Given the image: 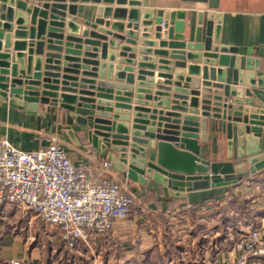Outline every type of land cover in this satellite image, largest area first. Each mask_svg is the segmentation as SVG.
<instances>
[{
    "label": "water",
    "instance_id": "1",
    "mask_svg": "<svg viewBox=\"0 0 264 264\" xmlns=\"http://www.w3.org/2000/svg\"><path fill=\"white\" fill-rule=\"evenodd\" d=\"M80 2L98 4L93 19L77 20ZM126 3L141 4L0 0V95L33 111L41 104L68 110L118 171L144 184L168 185L174 196L263 170L264 75L258 61L250 58L241 69L237 57L231 82L225 66L228 53L238 51L214 44L213 18L204 38L187 41L174 32V13L163 19L146 12L138 36L140 11L119 6ZM125 18L129 32L116 21ZM210 119L225 123L239 162L203 154ZM221 176L229 180L211 181Z\"/></svg>",
    "mask_w": 264,
    "mask_h": 264
},
{
    "label": "crops",
    "instance_id": "2",
    "mask_svg": "<svg viewBox=\"0 0 264 264\" xmlns=\"http://www.w3.org/2000/svg\"><path fill=\"white\" fill-rule=\"evenodd\" d=\"M27 1L42 3L48 0ZM140 2V5H119L140 11V28L134 31L138 36L143 35L146 12L155 17L160 12L163 19L174 13V32L182 34L187 41L204 38L208 20L213 18L214 44L238 51L228 53L231 62L225 66L227 80L232 82L237 57L241 69L254 58L264 75V0ZM79 5L77 20L96 16L98 4L80 2ZM71 17L67 14V19ZM117 20L125 25V32L131 30L128 18ZM151 30L150 33L153 28ZM214 121L210 119L207 142L202 145L203 154L210 159L239 162L235 142L239 137L237 123H234L235 143L230 144L225 123ZM214 123L223 128L214 129ZM3 140L22 150L43 149L57 140L77 165L87 167L98 178L120 182L147 207L148 213L144 217L130 215L118 220L109 234L88 243L80 240L75 247L68 248L59 239L55 227L44 224L15 204L0 203V264H12L13 260H19L20 264H216L219 258L235 255V244L241 233L258 226L251 221L247 223V218L234 210L236 207L224 213L216 205L225 204L223 209L228 208L226 204L233 195L236 197L234 204H239L242 199L239 193L245 189L252 203H263L254 219L259 225L264 223V186H261L264 169L239 173L242 178L232 183L186 190L182 191L184 196H174L168 185L152 179L144 184L118 171L100 146L95 148L89 142L84 126L78 124L68 110L41 104L33 111L14 105L0 95V143ZM226 180L229 179L221 176L211 181ZM170 214H181L185 220L178 222L174 229L168 228L165 222ZM8 223L12 226L5 230Z\"/></svg>",
    "mask_w": 264,
    "mask_h": 264
},
{
    "label": "built area",
    "instance_id": "3",
    "mask_svg": "<svg viewBox=\"0 0 264 264\" xmlns=\"http://www.w3.org/2000/svg\"><path fill=\"white\" fill-rule=\"evenodd\" d=\"M0 203L15 204L55 227L68 248L109 234L118 220L148 213L120 182L98 178L77 165L57 140L33 150L19 149L8 140L0 143ZM216 264H264V223L241 233L235 255Z\"/></svg>",
    "mask_w": 264,
    "mask_h": 264
},
{
    "label": "rangeland",
    "instance_id": "4",
    "mask_svg": "<svg viewBox=\"0 0 264 264\" xmlns=\"http://www.w3.org/2000/svg\"><path fill=\"white\" fill-rule=\"evenodd\" d=\"M261 186H264L263 182H261ZM239 194H240L239 195L240 198H242L241 201L239 202V204H234L236 202L235 201L236 197H235V195H233V197L231 199H229L228 203L226 204V206H228V208L223 209V207L225 208V204L221 205V204L218 203L216 205H218L219 208H220V211H222V212L224 211V213L229 211L228 209L230 207L231 208L236 207L234 210L238 211L237 213L239 215L241 214L242 217L245 216L247 218L246 219L247 223L251 221V222H254L256 225H259V224H257L258 223L257 219L256 218L254 219V217L261 210V208L263 206V203H261V202H259L258 204L252 203V199H251L252 197L251 198L248 197L250 195H248L246 189L244 191H241V193H239ZM207 215H212V214L211 213H207ZM182 216L183 215H181V214H178V215L170 214V215L166 216V222L165 223L167 224V227L168 228H172L173 227V229H174L175 228L174 226L176 224H178V222H179V224L182 223L181 221L184 219V217H182ZM10 226H12L11 223L5 224V227H4L5 230H9ZM1 232L2 231L0 230V233Z\"/></svg>",
    "mask_w": 264,
    "mask_h": 264
}]
</instances>
